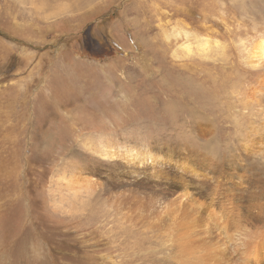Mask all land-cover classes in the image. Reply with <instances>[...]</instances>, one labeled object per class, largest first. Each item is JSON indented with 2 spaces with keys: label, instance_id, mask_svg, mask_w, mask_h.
I'll return each instance as SVG.
<instances>
[{
  "label": "rangeland",
  "instance_id": "rangeland-1",
  "mask_svg": "<svg viewBox=\"0 0 264 264\" xmlns=\"http://www.w3.org/2000/svg\"><path fill=\"white\" fill-rule=\"evenodd\" d=\"M261 38L264 0H0V264H216L195 212L264 264Z\"/></svg>",
  "mask_w": 264,
  "mask_h": 264
},
{
  "label": "bare ground",
  "instance_id": "bare-ground-1",
  "mask_svg": "<svg viewBox=\"0 0 264 264\" xmlns=\"http://www.w3.org/2000/svg\"><path fill=\"white\" fill-rule=\"evenodd\" d=\"M249 56L251 57V59H252L253 62H256V61H258V60H260V59H262L264 57V38H261V39L257 40L251 46V50H250ZM145 162H143V164ZM178 208L180 209L179 206L177 207V209ZM175 213H173L171 215L172 221H173V223L174 222L176 223V225L178 226L177 229L180 230L179 223L177 222L176 217H175ZM210 222L211 221L209 219V215L207 216V219L205 220V218L204 219H201L200 212H195V214L189 220H186L184 224L185 225H190L191 227H198V230H197L196 233L199 234V235H204L203 240H206L209 232L211 231V229L209 227V223ZM217 222H215V223H217ZM175 223H174V227H175ZM193 235H194L193 233L189 234L190 237H192ZM182 236H183V238H187L188 235L186 233H183ZM226 236H227V233H226ZM229 239H232V238H229ZM203 240L200 241L199 243H197L194 246V248L196 250H200V252H202V251H208V250L209 251L206 252V253L201 254L199 257H205V254H207V257H209L210 260H212V259L215 260V263L216 264H225L228 261V256L225 255L223 251H221L219 249H216V248H213V247H207L206 246V242L203 241ZM186 243H187V240L185 241L184 245H186ZM252 262H254V261H252Z\"/></svg>",
  "mask_w": 264,
  "mask_h": 264
}]
</instances>
